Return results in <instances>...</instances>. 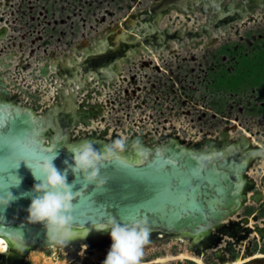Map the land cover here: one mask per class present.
<instances>
[{"label": "water", "instance_id": "95a60500", "mask_svg": "<svg viewBox=\"0 0 264 264\" xmlns=\"http://www.w3.org/2000/svg\"><path fill=\"white\" fill-rule=\"evenodd\" d=\"M23 1L0 0V121L5 126V143L18 139L26 150L13 160L7 156L9 150L0 149V157L5 156L0 161V188L15 183L16 176L21 180L18 187L9 189L18 199L0 210V238L8 250L15 249L13 254L0 252V264H31L25 259L30 251L52 246L41 224L27 222L37 182L27 164L53 154L55 166L61 173L67 170V182H75L73 191L78 192L73 212L78 238L61 248L92 247L107 239L110 230L96 228L110 216L122 224L146 218L151 233L215 247L211 241L243 207L249 191L261 196L246 173L249 160L260 152L246 150L245 139L228 143L227 127L220 132L223 147L209 140L204 147H188L174 138L151 146L143 144L141 136L127 137L120 159L132 167L105 162L101 174L108 182L101 189L76 180L70 165L72 149L80 142L90 140L97 149L110 143L88 128L91 119L102 118L109 105L108 99L104 104V93L125 79V67L135 68L144 55L171 52V41L178 43L185 36L191 40L221 34L219 25L227 26V21L215 24V33L201 25L197 30L174 29L171 7L199 0H150L106 30L92 35L83 31L79 39L62 43L19 22ZM8 133L13 134L11 138ZM31 151L37 155L31 157Z\"/></svg>", "mask_w": 264, "mask_h": 264}, {"label": "flooded vegetation", "instance_id": "af4514ba", "mask_svg": "<svg viewBox=\"0 0 264 264\" xmlns=\"http://www.w3.org/2000/svg\"><path fill=\"white\" fill-rule=\"evenodd\" d=\"M42 3L44 5L39 9L37 18L32 19L31 17V19L33 21L35 19H40L42 21L35 22V26L39 25L40 30L38 31H40L43 37L53 35L55 39H60L62 43L80 38L81 32L78 34L76 28H74L72 34L73 32H77L78 37L70 40H65L67 36H65L63 28H59L56 35L52 32L49 34V26L51 27L53 24L58 23L62 26L64 23L63 0L57 4V17L54 15V19H47L48 11L46 4H48V0H43ZM42 8L44 9L42 10ZM171 10L173 12L172 21L175 24L174 29L181 28L183 31L186 29L197 30L198 26L201 25L209 26L213 33H215V24L218 22L227 21V26L219 25L222 33L218 35L213 34L210 38L193 37L189 40L185 36L184 39H177L178 43H175V40L171 41V52L163 51L162 54L157 52L147 56L144 55V57L137 62L135 68H124L122 75L125 79H122V82L127 83L130 78H133L134 74L129 73L130 71L136 70L139 72L145 68L147 70L150 67L151 71L155 73H148V75L144 73L147 78L141 76L139 80L142 81V85L138 87L140 88L139 91L148 90L149 87L155 88L157 86V80L160 79V72H165L164 68L159 67L156 60H164V64H169V62L166 61L167 58L171 61L177 57L184 63H190L194 59L198 60L202 58L203 55L207 58L208 55L222 62L223 65L220 63V65L216 67L214 73H209L212 81L207 85L205 80V90L207 88L212 92H223L225 90L222 88H217L216 90L212 89L211 85L215 76L236 75L238 78L236 88L229 92L238 96L236 102L241 105L239 111H242V109H244L243 107L249 106V112L251 114H264V69L255 67L257 72H254V61L256 59L258 60V57L262 58L264 54V0H199L198 4L192 3L191 5L186 4L184 6L181 4L174 5L171 7ZM192 10L196 19L190 14ZM225 27L228 29L227 32L224 31ZM200 30L204 32L203 29ZM233 30L236 37L227 39L230 37L229 34H231ZM260 30H263V35H255L256 31ZM85 33L87 35H92L91 31L88 30L85 31ZM225 36L228 37L226 38ZM208 48L211 49L206 51ZM150 56L156 59L153 65H151L153 60L148 59ZM224 61L228 62V64H225ZM257 62L259 61H255V63ZM198 63L200 62L198 61ZM179 70L173 71L171 68L170 73L172 75L175 73L174 76L180 81L181 77ZM193 70L195 69L190 67L187 74H193ZM255 75L259 77L258 82H255L253 78ZM243 76H248V80H244ZM169 77L172 79V86H177L174 77ZM185 79L186 78H183V80ZM146 80H148V82L150 81L148 87L147 82H145ZM107 90L109 91V89ZM244 93L248 95L243 98ZM107 99V97L104 98V104L109 103L106 102ZM142 103H144L143 100L138 103V105L142 106ZM109 106L110 103L104 107L103 112L106 108H109ZM96 118H99L100 121H104L105 117L103 115L102 118L100 116ZM96 118L91 119V127L88 128L89 133H91L89 129L93 128L97 131V135L100 138L110 143L119 138L125 139L127 137L141 136L143 144L151 146L166 141L169 138H174L181 145L188 147H196L199 145L204 147L208 140L213 142L217 147H223L224 142L220 132H222L225 127L228 128V143L234 142L237 144L240 140H247L245 144L246 150L252 149L260 152V156L253 157L249 160L246 173L248 178L253 181V186L261 192V196L258 197L253 191H249L248 195L251 198L249 197L239 210L241 212H238L229 222H226L221 230L223 232L219 233V236L211 241L213 244L216 243L213 248L209 247L207 242L196 245L179 236L165 235L159 232L151 233L150 243L145 246V255L142 259V264H264V186H261L255 177L249 175L250 170L261 173V176L264 175L262 168L264 165V131L255 130L254 132H249L243 130L236 132L238 129H241L239 122H237L225 124L221 128H216L214 131H201L198 133L199 136L193 139L192 132L189 131L190 128H177L171 121L169 129L162 132L152 131L148 129L144 123L139 122H132L129 125L122 126L119 130L120 132H118L116 129L110 130L107 125L101 128L93 126V121ZM165 122L167 123L166 119ZM256 199H258V201ZM244 218L248 221L243 222ZM225 231L229 232L230 235H227ZM111 243V237H108L105 240L97 241L92 247L79 244L78 246H70L68 248L46 246L38 249H45L47 253H55V251H57L58 255H63L65 257V264H91V262L86 259L92 256L93 251H97L106 258ZM168 244L170 247L168 250L169 254L167 255V253H165V246ZM181 250H184L187 254L185 256L182 255L180 252ZM46 257L49 256L46 255ZM96 262V264H103L99 262V260Z\"/></svg>", "mask_w": 264, "mask_h": 264}, {"label": "rangeland", "instance_id": "374dc122", "mask_svg": "<svg viewBox=\"0 0 264 264\" xmlns=\"http://www.w3.org/2000/svg\"><path fill=\"white\" fill-rule=\"evenodd\" d=\"M150 0H63L64 5V23L61 26L53 24V28L49 26V34L52 32L56 35L59 28H63L65 32V40L77 38L78 34L82 31L95 32L103 31L109 28V26L118 22L127 15V13L139 11ZM43 0H24L22 4L23 15L20 17L19 22L27 29L40 30V27L35 26V22L40 21L37 18L38 11L43 7ZM61 0H48L46 4L48 17L47 19H54L57 15V4ZM45 3V2H44ZM44 8H42L43 10ZM55 15V16H54ZM34 16V17H33ZM32 17V19H31ZM57 17V16H56ZM34 22V23H32ZM44 23V21H43ZM42 23V24H43ZM74 28L78 31L73 32ZM227 39H233L236 37L234 30L229 34ZM255 35H263V30L256 31ZM55 37V36H54ZM208 48L206 51H209ZM204 51V50H200ZM146 59V58H145ZM149 60H153L151 65L155 63V57H149ZM230 60V58H229ZM226 60V61H229ZM159 67L164 68V71L160 72V79L157 80V86L155 88L149 87L148 90L139 91V85H142V81L139 79L141 76L147 78L144 73H155L151 71L149 67L147 70L130 71L133 73V78H130L129 82L123 83L117 82L112 89L108 92L105 91L104 95L109 99L110 106L103 112L104 121H100L96 118L93 121V126L99 128L106 125L110 130L116 129L120 132L122 126L131 124L132 122L144 123L148 129L162 132L169 129L170 121L178 128L189 129L192 132L193 139L199 136V132L205 130L214 131L216 128H221L225 124H233L239 122L241 129L238 131L254 132L255 130L264 131V114H251L249 112L250 107H243L242 111L240 103L237 104V95L227 91H209L204 88V82L206 80L207 85L212 81L209 73L215 72L216 67L220 65V61L215 60L207 55L202 58L194 59L190 63H184L179 58H175L164 64V60H156ZM198 61L200 63H198ZM224 63L228 64V62ZM137 65V63H136ZM223 65V63H222ZM192 67L195 70L193 74H187L189 68ZM178 71L180 73L181 80L179 81L174 75L170 73V69ZM128 73V74H129ZM177 73V72H176ZM154 75V74H153ZM174 77L177 86H172V79ZM137 77V78H136ZM158 77V75H157ZM183 78H186L183 80ZM192 79V80H191ZM147 87L150 81L146 80ZM173 88V90H172ZM126 89V90H125ZM248 94L244 93L243 98ZM142 106L138 105L141 101ZM238 118V119H237ZM140 119V120H139ZM167 120V123L165 122ZM249 175L255 177L257 182L264 186V175L257 171H249ZM241 212V211H239ZM234 217V216H232ZM165 253L169 254L170 245L165 246ZM54 251V249H53ZM182 255L187 253L184 250L180 251ZM48 255L49 257H46ZM181 257V256H180ZM31 264H65V257L55 253H47L45 249H34L25 256ZM105 256L93 251L91 257L86 260L91 264L99 262L103 263ZM86 264V263H85Z\"/></svg>", "mask_w": 264, "mask_h": 264}, {"label": "clouds", "instance_id": "9594fccd", "mask_svg": "<svg viewBox=\"0 0 264 264\" xmlns=\"http://www.w3.org/2000/svg\"><path fill=\"white\" fill-rule=\"evenodd\" d=\"M32 142L37 143L35 139ZM125 150L126 141L123 138L104 144L100 149L95 148L92 141L84 140L72 149L71 171L76 180L82 179L85 186L94 185L101 189L108 182V178L101 174L105 162L121 158ZM55 159L56 155H41L34 165L27 164L37 181L32 188L35 195L31 197L27 208V222L41 224L45 229L46 240L52 246L67 247L78 238L74 235L73 216L78 192L73 191L75 182H67V170L61 173L55 166ZM20 183V178L16 176L15 183L0 188V210H6L18 199L9 189L18 187ZM96 229L110 230L112 243L103 264H142L145 246L150 243L151 235L146 218L122 224L110 216L102 227Z\"/></svg>", "mask_w": 264, "mask_h": 264}, {"label": "snow or ice", "instance_id": "6c2138e0", "mask_svg": "<svg viewBox=\"0 0 264 264\" xmlns=\"http://www.w3.org/2000/svg\"><path fill=\"white\" fill-rule=\"evenodd\" d=\"M12 135H13L12 133H8V136L10 138L12 137ZM5 136H6L5 126H4V123L2 121H0V149L9 150L10 154L7 156H10V157H12L13 160H16L17 156L20 154H23L26 150L24 149L22 143L18 139L13 140L11 143L6 144L5 143ZM49 152H51V150H49ZM36 155H37V153L35 151H31V153H30L31 157H35ZM4 157H0V161H2L4 159ZM21 160L25 161L24 159H21ZM20 161H19V164H20ZM112 163L118 164L121 167H127V168L132 167V165L127 164L125 161L121 160L120 158L113 160Z\"/></svg>", "mask_w": 264, "mask_h": 264}, {"label": "trees", "instance_id": "16d2710c", "mask_svg": "<svg viewBox=\"0 0 264 264\" xmlns=\"http://www.w3.org/2000/svg\"><path fill=\"white\" fill-rule=\"evenodd\" d=\"M255 61H259V62L255 63ZM255 61H254V65H255L254 72H257L256 68L264 69V54L262 58L258 57V60L256 59ZM247 78L248 76L247 77L243 76L244 80H248ZM253 78L255 82H258V78H259L258 75L257 76L255 75ZM237 80L238 78L236 75H224L222 77L215 76L211 87L213 90H216L217 88H222L225 91L234 90L236 88Z\"/></svg>", "mask_w": 264, "mask_h": 264}, {"label": "bare ground", "instance_id": "6f19581e", "mask_svg": "<svg viewBox=\"0 0 264 264\" xmlns=\"http://www.w3.org/2000/svg\"><path fill=\"white\" fill-rule=\"evenodd\" d=\"M262 168H263V171H264V165H263ZM0 252H3L5 254H8V253L13 254L15 252V249L12 247L11 249L9 248V250H8V246H7L6 242L2 238H0Z\"/></svg>", "mask_w": 264, "mask_h": 264}, {"label": "crops", "instance_id": "0c3cea01", "mask_svg": "<svg viewBox=\"0 0 264 264\" xmlns=\"http://www.w3.org/2000/svg\"><path fill=\"white\" fill-rule=\"evenodd\" d=\"M130 13H127V15L125 17H123L122 19H125Z\"/></svg>", "mask_w": 264, "mask_h": 264}]
</instances>
